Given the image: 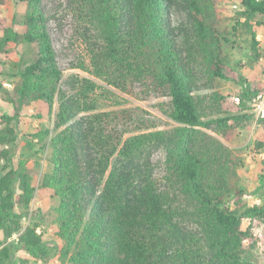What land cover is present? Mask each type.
Segmentation results:
<instances>
[{"label": "trees", "instance_id": "obj_1", "mask_svg": "<svg viewBox=\"0 0 264 264\" xmlns=\"http://www.w3.org/2000/svg\"><path fill=\"white\" fill-rule=\"evenodd\" d=\"M21 2L26 4L24 14L8 21L2 12L7 0H0V55L8 54L12 44L28 45L26 58L16 66L18 80L12 89L0 81V97L12 106L10 113H0V232L6 243L0 249V264L47 262L55 254L62 264H256L247 257L253 244L245 242L252 234L243 229V222L264 219V205L243 204L242 191H236L238 201L232 204L227 184L205 180L206 163L195 142L197 127L209 123L203 122L194 95L197 76L190 55H185L168 18L174 5L188 13L195 46L211 74L241 85L243 107L262 92L251 89L226 64L221 39L202 19L200 0H73L95 31L93 75L119 90L143 85L152 93L167 94L169 117L179 124L172 134L136 133L153 128L158 120L135 117L133 112L78 117L94 109L89 96L97 85L83 81V100L62 89L63 72L42 0ZM241 6L242 25L251 31L259 60L253 24L264 15V0H241ZM37 102L48 105L53 124L24 137L33 155L48 153L39 186L27 161L12 166L23 111ZM230 119L242 117L217 120L227 138ZM260 121L264 124V118ZM160 147L167 150L169 172L191 204L186 214L196 228L178 220L177 189L163 192L153 178L152 155ZM42 190L57 202L46 218L54 245L45 239L41 212L32 210ZM27 220L32 222L25 227Z\"/></svg>", "mask_w": 264, "mask_h": 264}, {"label": "rangeland", "instance_id": "obj_2", "mask_svg": "<svg viewBox=\"0 0 264 264\" xmlns=\"http://www.w3.org/2000/svg\"><path fill=\"white\" fill-rule=\"evenodd\" d=\"M203 6L202 19L208 27L216 30L222 43V57L226 64L238 73L243 81L253 90H260L262 94L242 106V87L231 80L214 77L210 68L195 46L196 40L192 37L190 18L180 4H175L169 15V21L175 28L180 45L186 56L190 55L191 64L197 76V88L194 92L203 122L208 126L197 127L195 148L205 160V180L209 184H227L232 190L230 202L238 201L236 191L244 192L242 203L247 206L264 205V124L260 121L264 109V15H258L254 20L253 30L256 31L260 42L261 57L257 60L252 49L251 31L242 25L245 18L240 17L241 0H200ZM42 8L47 18V27L52 44L57 54L59 66L63 72L62 89L70 96L80 95L84 80L96 83L94 91L89 96V102L94 109L81 111L78 117L88 116L100 112H133L135 117L158 120L153 128L145 127L136 133L150 131H166L174 133L179 127L169 117L171 98L167 94L152 93L148 87L134 85L129 91L116 89L93 75L91 52L94 49L92 42L94 29L85 21L79 7L73 0H42ZM26 4L21 0H7L2 9L8 21L13 16L18 18L24 14ZM2 33L0 32V36ZM28 45L16 47L12 44L8 54L0 55V67L4 74L0 81L6 88L12 89L18 80L16 77L18 66L27 54ZM191 53V54H189ZM85 85V84H84ZM12 106L0 97V113H10ZM240 116L241 120L230 119L228 138L223 136L217 122L218 119L229 116ZM251 116V118H245ZM48 105L37 102L23 111L17 131L18 141L12 166L17 168L21 161H27V168L34 178V184L39 186L47 171V151L38 156L33 155L25 146V135L36 132L38 129L52 128ZM37 146L36 149H38ZM167 150L160 147L152 155L153 178L159 190L173 194L178 191V220L184 225L196 228L193 220L186 214L190 207L186 195L180 190V184L169 172L167 164ZM56 200L49 193L39 191L34 199L33 213H40L45 221H40L46 228L45 239L51 245L57 244L53 239V229L49 220ZM43 216V217H42ZM32 222L27 220L24 226ZM243 229L249 230L252 239L245 242L253 247L249 249L248 259L256 264H264V219L250 221L244 219ZM4 240L0 232V241ZM0 247L3 248L4 245ZM23 251L20 250L19 254ZM17 257V256H16ZM20 264V263H19ZM31 264H62L58 254L53 255L47 262L32 260Z\"/></svg>", "mask_w": 264, "mask_h": 264}, {"label": "built area", "instance_id": "obj_3", "mask_svg": "<svg viewBox=\"0 0 264 264\" xmlns=\"http://www.w3.org/2000/svg\"><path fill=\"white\" fill-rule=\"evenodd\" d=\"M261 111H262V117L264 118V109H262Z\"/></svg>", "mask_w": 264, "mask_h": 264}]
</instances>
